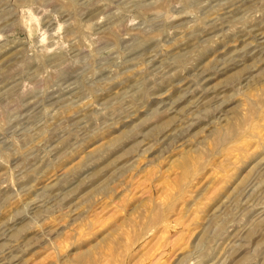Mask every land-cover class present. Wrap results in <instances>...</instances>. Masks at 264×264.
Instances as JSON below:
<instances>
[{
	"label": "rangeland",
	"instance_id": "rangeland-1",
	"mask_svg": "<svg viewBox=\"0 0 264 264\" xmlns=\"http://www.w3.org/2000/svg\"><path fill=\"white\" fill-rule=\"evenodd\" d=\"M0 264H264V0H0Z\"/></svg>",
	"mask_w": 264,
	"mask_h": 264
}]
</instances>
